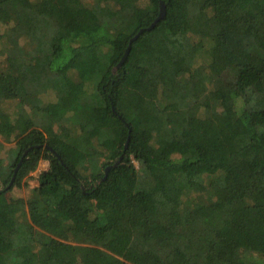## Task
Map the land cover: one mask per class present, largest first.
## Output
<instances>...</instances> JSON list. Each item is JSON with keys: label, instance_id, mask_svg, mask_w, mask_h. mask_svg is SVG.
<instances>
[{"label": "trees", "instance_id": "1", "mask_svg": "<svg viewBox=\"0 0 264 264\" xmlns=\"http://www.w3.org/2000/svg\"><path fill=\"white\" fill-rule=\"evenodd\" d=\"M8 20L0 111L40 124L0 118V264H258L264 0H0Z\"/></svg>", "mask_w": 264, "mask_h": 264}, {"label": "rangeland", "instance_id": "2", "mask_svg": "<svg viewBox=\"0 0 264 264\" xmlns=\"http://www.w3.org/2000/svg\"><path fill=\"white\" fill-rule=\"evenodd\" d=\"M84 3L88 7H93L96 6L100 0H83ZM6 24H0V40L1 42L6 41L7 39H13V41H18V34L16 32H13V35H10L11 33V27H12V22L10 20L6 21ZM11 26V27H10ZM7 31H9L8 34ZM15 31V29H13ZM6 34V35H4ZM205 59V56L200 55L198 57V62H202ZM5 66V57L2 55L0 52V69H2ZM227 79V78H226ZM228 80V79H227ZM157 93V88L156 87H150L147 88L144 97L145 98H152L156 95ZM56 98V95L54 92L49 91L43 95V99L45 101H50ZM2 111H0V118H2L4 113H8L12 117H15L18 109L19 113L20 110H22L25 106H22L21 103L18 100H9L1 103ZM26 109H23L29 113V117L33 119L36 122V125L40 124L39 123V115L36 114V110L34 111L30 107H25ZM42 124V123H41ZM41 126V125H40ZM43 128V126H41ZM0 141L4 143V149L2 152L3 157H7V151L13 147L14 143L13 142H7L5 138L0 134ZM222 160L226 159L227 156V151L222 150L220 154ZM135 164L137 167H139V163L135 161ZM49 168V160H41L37 169L32 171L26 178H25V184L22 187H14L13 189L9 190L7 193V198H8V205L10 208L11 212H15V204L17 202L18 197H23L25 199L28 198V196L31 194L32 189L35 188L38 185V178L40 174L44 171H46ZM1 188V186H0ZM248 256H252L253 262L258 261V264H264V256L259 255V254H249Z\"/></svg>", "mask_w": 264, "mask_h": 264}, {"label": "water", "instance_id": "3", "mask_svg": "<svg viewBox=\"0 0 264 264\" xmlns=\"http://www.w3.org/2000/svg\"><path fill=\"white\" fill-rule=\"evenodd\" d=\"M165 13H166V9H165V4L162 2L161 3V12H160V15H159V17L156 19V21H154L148 28H152L153 26H155V24L157 23V21L160 19V18H163L164 16H165ZM145 30V28L144 29H141L134 37H133V39L131 40V42L134 40V39H136L143 31ZM130 48H131V46H129L128 47V49H127V51H126V53H125V55H124V57L122 58V61H121V63L120 64H122L123 62H124V60H125V58L127 57V55H128V53H129V51H130ZM54 151V150H53ZM27 153V152H26ZM109 168V167H108ZM12 183V182H11Z\"/></svg>", "mask_w": 264, "mask_h": 264}]
</instances>
